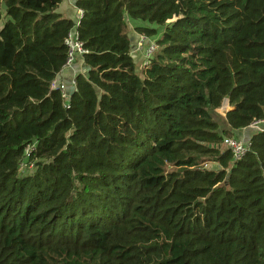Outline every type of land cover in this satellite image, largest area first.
<instances>
[{
    "label": "trees",
    "instance_id": "obj_1",
    "mask_svg": "<svg viewBox=\"0 0 264 264\" xmlns=\"http://www.w3.org/2000/svg\"><path fill=\"white\" fill-rule=\"evenodd\" d=\"M62 1L0 0V264H264V131L224 144L264 119V0Z\"/></svg>",
    "mask_w": 264,
    "mask_h": 264
},
{
    "label": "built area",
    "instance_id": "obj_2",
    "mask_svg": "<svg viewBox=\"0 0 264 264\" xmlns=\"http://www.w3.org/2000/svg\"><path fill=\"white\" fill-rule=\"evenodd\" d=\"M82 16H83V10L79 9L78 18L76 19L77 26L80 24ZM133 40H134V44L132 48V55L134 57L139 58L142 61L143 67L148 66L154 56V53L158 49L156 39H153L151 36H148L144 33H138ZM65 45L68 48V55L63 67V71L60 74L64 73L65 71L71 70L75 65L76 61L79 59V57H82L84 54L88 52L76 28L74 30H71L67 35V37L65 38ZM68 82H70V84L75 87L76 75L73 76ZM53 88L60 89L63 97L69 98L70 91L67 82L65 83L63 81L61 82L55 81L53 83ZM225 106L229 107L228 100L224 101L222 108ZM250 126L264 127V119L256 120ZM224 144L227 148L230 149L235 161L241 160L246 155V153L250 148V140H247L242 137L240 138H236L233 136L226 137L224 139Z\"/></svg>",
    "mask_w": 264,
    "mask_h": 264
},
{
    "label": "crops",
    "instance_id": "obj_3",
    "mask_svg": "<svg viewBox=\"0 0 264 264\" xmlns=\"http://www.w3.org/2000/svg\"><path fill=\"white\" fill-rule=\"evenodd\" d=\"M78 10L79 8L77 7V0H63L61 2V4L58 7V11L63 14V16L72 19V20H76L78 18ZM6 22V18L3 14V17L0 21V30L3 27L4 23ZM130 27H131V38L134 39L138 32H136L134 30V24L130 23ZM85 71V63L83 59L78 60L75 65L73 66V68L71 70L65 71L64 73L60 74L59 79L57 82H68L73 76L77 75L80 72H84ZM230 107V106H229ZM264 127H251L249 126L248 128L242 130L240 132V135H242V138H245L247 140H250L251 136L253 133L258 132V131H263ZM241 137V136H240Z\"/></svg>",
    "mask_w": 264,
    "mask_h": 264
},
{
    "label": "rangeland",
    "instance_id": "obj_4",
    "mask_svg": "<svg viewBox=\"0 0 264 264\" xmlns=\"http://www.w3.org/2000/svg\"><path fill=\"white\" fill-rule=\"evenodd\" d=\"M149 26H151L152 28H155L157 30V33L154 36H151L153 39L157 40L162 35L164 27H161V26L156 25V24H152V25L149 24ZM221 108L216 113H214V118L218 122L219 126L221 128H224L227 126L226 120H225L226 112L230 109V107L225 106L222 109ZM241 137H242V135H241ZM225 138H226V136H225ZM210 166H212L214 168L217 167V165L215 163H211Z\"/></svg>",
    "mask_w": 264,
    "mask_h": 264
},
{
    "label": "water",
    "instance_id": "obj_5",
    "mask_svg": "<svg viewBox=\"0 0 264 264\" xmlns=\"http://www.w3.org/2000/svg\"><path fill=\"white\" fill-rule=\"evenodd\" d=\"M67 84L69 85L70 95H72L74 93V91L76 90V88L73 85H71L70 82H67Z\"/></svg>",
    "mask_w": 264,
    "mask_h": 264
}]
</instances>
